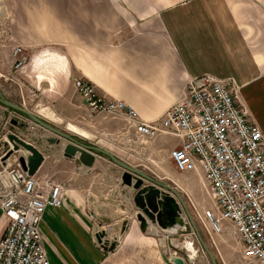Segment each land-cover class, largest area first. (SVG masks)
Returning a JSON list of instances; mask_svg holds the SVG:
<instances>
[{"label": "crops", "instance_id": "obj_1", "mask_svg": "<svg viewBox=\"0 0 264 264\" xmlns=\"http://www.w3.org/2000/svg\"><path fill=\"white\" fill-rule=\"evenodd\" d=\"M17 11L15 26L29 38L28 62L14 71L13 90L0 83L4 96L28 94L36 107L53 108L58 121L73 122L86 110L74 87L82 79L100 96L131 106L141 121L159 124L183 99L191 78L211 75L233 84L237 101L264 138V0H60L20 3ZM8 57L0 72L4 82L13 78L12 52ZM106 119L109 132L126 126L122 114ZM129 135L136 139L133 131ZM148 142L160 178L171 189L180 187L181 173L169 155L181 139L161 134L134 148ZM63 147L47 157L40 151L44 161L33 176L44 195L58 186L63 199L61 207H48L42 216L49 263L171 264L151 235L155 230L173 235L183 227L170 233L149 225L148 232L142 231L135 220L140 209L132 190L121 185L122 173H110L113 166L97 152L93 166L84 167L76 157L65 158ZM196 172L205 182L200 167ZM100 192L111 198H97ZM7 223L0 209V240ZM108 224L121 234L111 251L96 239ZM222 236V251L243 259L235 230Z\"/></svg>", "mask_w": 264, "mask_h": 264}, {"label": "built area", "instance_id": "obj_2", "mask_svg": "<svg viewBox=\"0 0 264 264\" xmlns=\"http://www.w3.org/2000/svg\"><path fill=\"white\" fill-rule=\"evenodd\" d=\"M13 57L14 71L23 70L28 62L24 50L16 47ZM74 87L90 114L124 116L126 126L118 138L128 145L153 141L161 134L179 137L181 144L169 157L181 173L202 170L217 211L203 215L209 229L221 234V222L231 223L242 242L243 257L264 264V138L237 101L230 81L211 75L191 78L183 99L168 108L159 124L141 121L131 106L100 96L88 81L77 79ZM1 158L0 209L8 223L0 240V264H50L41 222L46 208L63 204L61 190L54 186L44 195L18 159L8 163ZM178 219L175 227L186 230L183 212ZM167 258L172 264V258L180 257L169 253Z\"/></svg>", "mask_w": 264, "mask_h": 264}, {"label": "rangeland", "instance_id": "obj_3", "mask_svg": "<svg viewBox=\"0 0 264 264\" xmlns=\"http://www.w3.org/2000/svg\"><path fill=\"white\" fill-rule=\"evenodd\" d=\"M55 1L60 0H0V72H3L4 62H8V55L10 52H12L13 56V50L16 47L22 48L27 58L29 55V44L27 42L29 40L27 36L28 34H26L20 26H15V15L19 13L17 8L20 3L29 5L30 3L34 4ZM12 71L13 73L11 72L9 75L10 77H13L11 78V82L9 80L4 82V78L0 76V83L6 84L11 90L16 87L13 80L17 81L15 80L17 78L14 76L13 67ZM0 97L23 108L25 111L37 116L41 120H44L59 131L73 136L79 142L101 148L112 154L123 164L142 172L158 183L167 185L166 180L160 178L158 170L152 163L153 160L150 159V142H148V144H140L139 149L134 148L139 145V143H136L135 145H128L124 140L118 138L120 131L116 133L109 132L104 129L110 122V120L106 119L108 115H93L85 110V112L80 113L78 117H75L73 122H61L58 121L59 117L56 116L53 108H50V112H53L55 117L46 116L44 114V109L36 107L35 105L37 103L32 100L28 94L25 96H21L19 94L7 97L0 92ZM13 121H16L17 125H13ZM10 134L15 135L27 143H30L37 150L41 151L45 157H47L50 150H57L59 152L62 145L67 144L65 139L43 129L27 116L21 115L0 103V157L4 156L6 151L11 148L9 140L7 139V136ZM50 140H55V143H50ZM173 143H175L174 145L177 147L180 146L176 144V142ZM141 148H147V150L144 151ZM21 150L22 151L19 153L9 157L7 161H11L15 157L18 159V156H24L23 152L25 151L23 149ZM102 158L113 166L110 173H122L119 180L121 181V185L125 186L122 183L121 177L127 171L110 159L106 157ZM161 162H163V159L157 160V163L160 164ZM196 173V171L181 173L182 185L180 187L175 186L173 187L174 189L170 188V190L162 189L174 198H178L179 196L183 202L181 205L189 214V218L185 215L186 230L182 229L177 234L168 235L164 244L163 240L165 234H161L160 236H151L157 240L159 247L162 248L164 253H166V257H168L169 253H175L181 259L185 260L187 264H259L245 258H237L233 254H228V252L222 251L223 233L234 232V228L229 222H221V234H215L209 229L208 225L204 221L203 215L205 211H210L216 215L217 211L212 197L208 193L206 182H203L202 180L201 183L198 180ZM131 174L132 177L135 178L136 175L133 173ZM189 175L191 176L190 180ZM150 185V182L143 180V186ZM125 187L130 188L134 193L131 198H134L135 203L137 190L133 189L132 186ZM173 192H176L178 196H175ZM124 197V195L120 197L114 195L113 198ZM97 198L111 197L107 196L106 193L100 192ZM135 205L137 204L135 203ZM139 214H142L141 210ZM135 220L137 221V215L135 216ZM125 227L126 226L124 224L123 231ZM224 227L225 229H223ZM147 229L145 231H147ZM98 234H103V237L101 238L102 244L100 245L107 248L111 244H115L121 237V234L113 233V227L109 224L103 226ZM232 235L233 234H230V236ZM188 242L193 245L196 251L194 257H191V250L187 247Z\"/></svg>", "mask_w": 264, "mask_h": 264}, {"label": "water", "instance_id": "obj_4", "mask_svg": "<svg viewBox=\"0 0 264 264\" xmlns=\"http://www.w3.org/2000/svg\"><path fill=\"white\" fill-rule=\"evenodd\" d=\"M0 103L12 109L13 111L22 113L24 116H27L28 118L33 120L43 129L65 139L67 141V144H65L63 147V156L65 158L76 157L82 166L89 168L93 166L95 162L94 152H97L101 156L110 159L115 164L126 170L127 172L122 175L121 180L125 186H132L133 189L137 190L135 203L142 211V214L137 215V221L140 223L142 231H145L149 227V225H155L164 231L167 229H171L176 226V219L182 212L189 218V214L181 205L183 204V202L181 201L177 193L173 192L175 196H178V198H174L173 196L162 190H170V187L168 185L158 183L142 172L123 164L122 162L118 161L112 154L101 148L89 146L79 142L73 136L59 131L44 120H41L37 116L25 111L23 108L14 105L7 100L2 99L1 97ZM12 124L17 125V122L13 121ZM7 139L9 140L11 148H9L4 156H2L1 161L7 160L9 157L19 153L20 151H22L21 149H23L28 153V156H18V163L23 171L27 172V174L30 176H34L36 171L44 161L43 154L33 145L19 139L15 135L10 134L7 136ZM50 143L54 144L55 140H50ZM131 173L136 175L135 178L132 177ZM143 180L150 182L151 185L143 186ZM102 237L103 234H98L96 236L97 242L99 244H102ZM114 247L115 244H111L108 248H106L111 251ZM171 262L172 264H184V261L181 258H172Z\"/></svg>", "mask_w": 264, "mask_h": 264}, {"label": "bare ground", "instance_id": "obj_5", "mask_svg": "<svg viewBox=\"0 0 264 264\" xmlns=\"http://www.w3.org/2000/svg\"><path fill=\"white\" fill-rule=\"evenodd\" d=\"M44 114H45L46 116L54 117L53 113H51L49 110L44 111ZM75 128H76V127H75ZM23 153H24V156H25V157H26V155H28L27 152H23ZM15 159L17 160V158L15 157L13 160H11V161H7V162H8V163H13V162L15 161ZM182 227H183V226L178 225L177 227L171 228V229H169V230L174 231V232H177L176 230H177L178 228H182ZM183 229H184V228H183ZM167 230H168V229H167ZM171 231H170V233H174V232H171ZM155 235H156V236H160L161 233H160L159 231H156V230H155ZM167 236H168V235H167ZM167 236H164L163 244H164V242H165ZM187 247L191 250V257H194L196 251H195L193 245H192L191 243L188 242V243H187Z\"/></svg>", "mask_w": 264, "mask_h": 264}, {"label": "trees", "instance_id": "obj_6", "mask_svg": "<svg viewBox=\"0 0 264 264\" xmlns=\"http://www.w3.org/2000/svg\"><path fill=\"white\" fill-rule=\"evenodd\" d=\"M19 114L23 115L22 113L18 112Z\"/></svg>", "mask_w": 264, "mask_h": 264}]
</instances>
